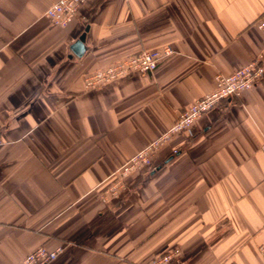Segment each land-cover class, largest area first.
I'll list each match as a JSON object with an SVG mask.
<instances>
[{
    "label": "crops",
    "instance_id": "obj_1",
    "mask_svg": "<svg viewBox=\"0 0 264 264\" xmlns=\"http://www.w3.org/2000/svg\"><path fill=\"white\" fill-rule=\"evenodd\" d=\"M55 1L0 0V264L40 245L64 246L53 264H264V76L117 181L217 73L264 68V0H84L64 26ZM163 46L154 71L85 88Z\"/></svg>",
    "mask_w": 264,
    "mask_h": 264
},
{
    "label": "built area",
    "instance_id": "obj_2",
    "mask_svg": "<svg viewBox=\"0 0 264 264\" xmlns=\"http://www.w3.org/2000/svg\"><path fill=\"white\" fill-rule=\"evenodd\" d=\"M83 1L57 0L45 11V15L53 24L64 26L74 19ZM256 26L264 35V14L257 19ZM170 53L171 48L163 46L157 49L142 50L138 53L130 54L122 60L113 62L102 69L85 74L83 84L86 89L91 90L109 82L125 78L135 72H152L158 62ZM263 76L264 68L260 58L257 57L231 74L217 73L214 77V89L179 111L176 122L160 138L135 153L117 170L119 176L127 175L141 165L150 166L152 163L150 156L161 142L169 139L174 134L190 130L194 122L203 114L217 108L222 102L239 96L242 91L252 87ZM258 250L264 259V242L259 245ZM63 251V245H58L53 249L40 245L29 252L18 264H53ZM180 262L179 250L173 249L148 260L144 264H179Z\"/></svg>",
    "mask_w": 264,
    "mask_h": 264
},
{
    "label": "water",
    "instance_id": "obj_3",
    "mask_svg": "<svg viewBox=\"0 0 264 264\" xmlns=\"http://www.w3.org/2000/svg\"><path fill=\"white\" fill-rule=\"evenodd\" d=\"M71 49L74 54L80 56L85 50L84 46V34H82L71 46Z\"/></svg>",
    "mask_w": 264,
    "mask_h": 264
},
{
    "label": "rangeland",
    "instance_id": "obj_4",
    "mask_svg": "<svg viewBox=\"0 0 264 264\" xmlns=\"http://www.w3.org/2000/svg\"><path fill=\"white\" fill-rule=\"evenodd\" d=\"M134 171V170H133ZM129 174L130 173H128L127 175H124V176H119V177H117L118 179H117V181H119V182H121V183H127L126 182V178L129 176Z\"/></svg>",
    "mask_w": 264,
    "mask_h": 264
}]
</instances>
